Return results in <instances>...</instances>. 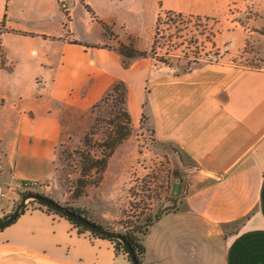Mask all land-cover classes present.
Wrapping results in <instances>:
<instances>
[{
	"label": "crops",
	"instance_id": "crops-1",
	"mask_svg": "<svg viewBox=\"0 0 264 264\" xmlns=\"http://www.w3.org/2000/svg\"><path fill=\"white\" fill-rule=\"evenodd\" d=\"M87 6L121 40L135 37L140 50L151 46L161 11L222 24L232 8L245 21L217 29L221 61L176 75L152 58L125 69L118 51L85 46L115 41ZM4 14L11 31L0 41L12 69H0V220L27 181L56 201L66 198L55 190L60 148L78 145L93 106L123 80L133 124L145 115L154 141L194 168L187 190L174 195L178 209L143 236V264H264V67L229 63L264 53V0H68L66 10L58 0H0ZM111 164L97 187L106 210L96 208L91 190L70 199L103 226L115 221L112 195L125 192ZM0 264L132 263L112 240L34 202L0 230Z\"/></svg>",
	"mask_w": 264,
	"mask_h": 264
},
{
	"label": "rangeland",
	"instance_id": "rangeland-1",
	"mask_svg": "<svg viewBox=\"0 0 264 264\" xmlns=\"http://www.w3.org/2000/svg\"><path fill=\"white\" fill-rule=\"evenodd\" d=\"M232 13L231 8L230 12L226 15V20L222 24L217 22L215 24L213 21L205 18H186L184 24L176 25L177 28H181L180 32H177L175 25L171 27L167 25L162 26L163 30L167 31L168 28L169 32L173 34V39L179 44L171 57V61L176 64L175 68L170 67L174 74L177 72L182 73L183 69L187 67L188 61L193 62L195 57H198L199 63L221 61V58L215 61V49L210 42L213 32L212 27L215 26L217 30L224 26H231L233 24L232 21L235 19L240 21V23H244L245 18L243 14L233 15ZM261 31L264 32V29ZM108 44L118 45L117 39ZM166 51L167 47L161 49L162 54ZM206 52L210 53L207 57L205 56ZM209 59H213V61ZM229 63L264 67V53L262 55H241L231 59ZM196 65L193 64L192 67L194 68ZM109 110L110 107L106 106L102 108L100 114L103 117H108ZM94 117L95 115L91 112L85 132L89 129ZM102 134L103 127L100 126L97 136L100 137ZM81 146L80 139L76 147L67 144L60 148V161L57 174L59 181L56 188H54L58 192V197L66 195V198L58 199V202L64 206L73 207L70 205V199H73L70 191L73 190L75 179L81 172L80 157L74 151L81 148ZM175 151L177 152L178 150L168 144H158L154 141L153 127L147 123L145 115H143L141 122L136 126L134 125L132 135L123 145L118 147L110 159L112 162L110 172L116 171L118 174L121 173L125 192L122 196H117L121 197L119 200H115V195H112L114 203H110L109 209H112V216L116 217L115 221L111 219L113 222L104 227L124 233L126 226L129 224L134 225L144 222L146 217L153 218L161 210L173 209L179 206L178 198H175L174 195L178 190H187L194 174V168L193 163L183 158L181 160ZM39 190L40 186L36 185L34 186V190H26L25 193H39ZM88 190L96 194L95 200H91L96 205V208L106 210V204L102 202V198L104 197L103 192L93 186L89 187ZM121 199H124V201ZM32 200L29 199L26 206L31 205V203L33 204L34 201ZM88 213L92 217L93 214L90 211Z\"/></svg>",
	"mask_w": 264,
	"mask_h": 264
},
{
	"label": "trees",
	"instance_id": "trees-1",
	"mask_svg": "<svg viewBox=\"0 0 264 264\" xmlns=\"http://www.w3.org/2000/svg\"><path fill=\"white\" fill-rule=\"evenodd\" d=\"M88 10L91 11L93 17L99 21L104 29L105 36L108 38L117 39L118 45L114 46L108 43L103 44H89L85 43L84 45L87 47H96V48H106L113 49L119 52L122 56V65L125 69L130 68L133 64V61L136 58H152L156 61V63L165 64L171 68H175L176 64L171 61V57L174 54V51L178 48L179 44L177 41L173 39V34L162 29L163 25H167L169 27L175 25L177 32L181 31V28H177L176 25L184 24L186 18H205L207 20L213 21L215 24L217 20L211 17H202V16H187L183 13L175 12V11H161L154 30V35L152 39L151 46L148 49L140 50L137 48L135 44V37L130 36L128 41L125 42L119 38V36L115 33L113 26L108 24L107 22L99 19L93 10L87 6ZM212 39L210 42L214 47V55L216 57L215 61H218L219 58L223 56L221 50L215 46L213 43V38L217 33L215 26L212 27ZM11 30L6 26V14H4L3 18L0 19V37L3 33L10 32ZM262 34L264 32L261 31ZM72 43H80L77 40H72ZM167 47V51L162 54L161 49ZM210 53L206 52L205 56H209ZM213 61V59H209ZM198 57H195L193 62L188 61L187 67L183 69L182 73L189 72L193 69V64H198ZM0 69L11 70L12 67L8 63V58L6 52L3 48V45L0 41ZM177 72L176 75L182 74ZM127 97H128V86L123 80H118L112 87V89L106 94V96L99 102H97L93 108L92 113L95 115L92 124L89 129L85 132V134L81 138V148H78L74 151V153L78 154L80 157L81 164V172L80 175L75 179V184L73 190H71V196L73 199L78 198L80 196H84L88 194L89 187H98L101 185L104 175L109 167V161L117 148L123 144L129 137L132 135L134 124L131 113L127 107ZM109 106V116L103 117L100 114L102 108ZM99 112V114H98ZM103 127V134L98 137L99 127ZM181 160H182V156ZM33 193V192H30ZM29 194L23 192L21 197ZM41 204L37 200H32ZM33 202V203H34ZM31 205H33L31 203ZM43 205V204H41ZM45 206V205H43ZM64 206V205H63ZM51 212H55L62 216L67 217L66 215L58 212L52 207L45 206ZM68 210L76 213L79 217L95 222L92 217L89 215L86 209L82 208H74L70 206H64ZM26 206L21 210L20 215L25 212ZM178 207H174L173 209H166L159 211L153 218L146 217L144 222H139L138 224H129L126 226V231L121 233L125 240L129 243L131 249L133 250L135 257L137 259L138 264H143V255L145 252V246L143 244V236L150 229V227L158 221L163 214L169 213L171 211L177 210ZM19 217V216H18ZM17 217V218H18ZM70 221H72L76 226L80 228L82 232L90 231L86 229L79 221L74 220L72 218L67 217ZM17 219L9 223L8 225L15 222ZM96 223V222H95ZM93 234L107 238L112 240L115 243V247L118 251L123 250L127 253L129 260L132 263V260L129 255L128 248L124 244L123 241L110 238L103 235H99L96 232L90 231ZM133 264V263H132Z\"/></svg>",
	"mask_w": 264,
	"mask_h": 264
},
{
	"label": "water",
	"instance_id": "water-1",
	"mask_svg": "<svg viewBox=\"0 0 264 264\" xmlns=\"http://www.w3.org/2000/svg\"><path fill=\"white\" fill-rule=\"evenodd\" d=\"M29 199L37 200L41 204H43L45 206L52 207L55 210H57L58 212L66 215L67 217L79 221L86 229H88L90 231L96 232L99 235H103V236L110 237V238H116V239L123 241L124 244L126 245V247L128 248L132 263L138 264L133 250L131 249L129 243L125 240L124 236L121 233L110 230V229H108V228H106L100 224H97L95 222L85 220V219L79 217L76 213L65 208L58 201L52 199L49 196H46V195H43L40 193H34L33 192V193H29V194L22 196L20 202L14 208L12 213L0 220V230L4 227L8 226V224L11 223L12 221H14L15 219H17V217L20 215L21 210L26 206L27 201Z\"/></svg>",
	"mask_w": 264,
	"mask_h": 264
},
{
	"label": "built area",
	"instance_id": "built-area-1",
	"mask_svg": "<svg viewBox=\"0 0 264 264\" xmlns=\"http://www.w3.org/2000/svg\"><path fill=\"white\" fill-rule=\"evenodd\" d=\"M59 2V5L61 6V8L63 10H66L68 8V0H58ZM36 185H41L39 182L37 181H27L25 182V187L27 190H34V186ZM47 209V207H46ZM48 210V209H47ZM88 234L91 236V237H95L96 235L93 234L92 232L88 231Z\"/></svg>",
	"mask_w": 264,
	"mask_h": 264
}]
</instances>
